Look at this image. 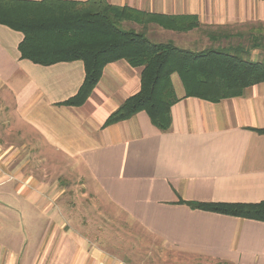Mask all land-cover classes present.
Listing matches in <instances>:
<instances>
[{"label":"crops","instance_id":"0c3cea01","mask_svg":"<svg viewBox=\"0 0 264 264\" xmlns=\"http://www.w3.org/2000/svg\"><path fill=\"white\" fill-rule=\"evenodd\" d=\"M107 1L198 23L128 21L152 42L264 61V0ZM23 38L0 24V264H264V221L189 204L264 201V82L217 102L182 84L167 130L145 111L105 126L142 68L109 63L83 105H60L83 61L23 59ZM63 178L85 189L61 190ZM87 188L105 207L82 204Z\"/></svg>","mask_w":264,"mask_h":264},{"label":"trees","instance_id":"16d2710c","mask_svg":"<svg viewBox=\"0 0 264 264\" xmlns=\"http://www.w3.org/2000/svg\"><path fill=\"white\" fill-rule=\"evenodd\" d=\"M170 19L171 22H164ZM179 19L182 17L116 6L107 0H0V24L24 35L19 44L23 59L41 65L83 61L85 77L81 87L60 105H83L109 63L125 60L132 67L142 68L140 89L108 116L105 126L145 111L155 126L167 130L172 123L171 108L179 100L173 74L179 75L185 96L212 102L241 96L249 86L264 82V61L245 58L242 47L192 51L171 42H152L145 29L121 27L125 21L143 25L157 22L181 30L198 25L197 21L186 24ZM257 130L264 133V129ZM189 204L197 209L264 221V201Z\"/></svg>","mask_w":264,"mask_h":264},{"label":"rangeland","instance_id":"374dc122","mask_svg":"<svg viewBox=\"0 0 264 264\" xmlns=\"http://www.w3.org/2000/svg\"><path fill=\"white\" fill-rule=\"evenodd\" d=\"M121 27L123 28V29H131V28H133L132 26H131V22H128V21H126V22H123L122 24H121ZM232 31V30H231ZM249 33V32H248ZM238 39V38H237ZM245 39H249V37H248V35H247V37L245 38ZM245 39H243L242 38V41L243 42H247V40H245ZM249 44V43H248ZM245 56V55H244ZM172 80H173V83H174V85H175V90H177V91H180V89H181V87H182V82H181V79H180V77H179V75L178 74H173L172 75ZM0 97H1V94H0ZM78 183H72V182H69V180H66L65 178H63V179H60L59 181H58V184H57V186L61 189V190H63V189H65V191H71V192H74V191H81V190H84L85 188H82V186H80V185H77ZM82 188V189H81ZM87 190V192H88V196H87V200H81V202H82V204L83 203H86V206L88 207V210H90V209H96V208H102V207H105V205L102 203V201L101 200H99V199H97L96 197H95V195L93 194L94 192H92V191H90V189H86ZM90 213V212H89ZM90 214H92V213H90ZM90 217H92V218H95V216H93V215H90Z\"/></svg>","mask_w":264,"mask_h":264}]
</instances>
